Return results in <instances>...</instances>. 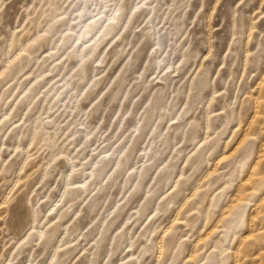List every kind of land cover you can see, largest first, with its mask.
Instances as JSON below:
<instances>
[{"label":"rangeland","instance_id":"rangeland-1","mask_svg":"<svg viewBox=\"0 0 264 264\" xmlns=\"http://www.w3.org/2000/svg\"><path fill=\"white\" fill-rule=\"evenodd\" d=\"M0 264H264V0H0Z\"/></svg>","mask_w":264,"mask_h":264},{"label":"bare ground","instance_id":"bare-ground-1","mask_svg":"<svg viewBox=\"0 0 264 264\" xmlns=\"http://www.w3.org/2000/svg\"><path fill=\"white\" fill-rule=\"evenodd\" d=\"M78 10V9H77ZM98 14V13H97ZM84 15V14H83ZM90 17V16H89ZM101 17V16H100ZM91 18V17H90ZM106 18V17H105ZM111 18H114V17H111ZM109 20H111V19H109ZM108 20V21H109ZM107 21V22H108ZM103 22H106L104 19H103V21L102 22H100V20H98L97 22H93V24L92 25H94V28L93 29H91V30H88L87 32H86V34H88V33H94V34H97V33H99L101 30H102V26H103ZM76 35V34H75ZM76 37V36H75ZM257 104V103H256ZM259 154H261V153H259ZM261 157V156H260ZM259 157V158H260ZM257 159L258 158H256V161H257ZM256 161L254 162V163H256ZM98 163V162H97ZM253 166H254V164H253ZM252 172V171H251ZM250 174V173H249ZM252 174V173H251ZM238 191H240L239 189H238ZM262 196V195H261ZM236 197V196H235ZM233 202V201H232ZM191 254H192V252H191Z\"/></svg>","mask_w":264,"mask_h":264}]
</instances>
